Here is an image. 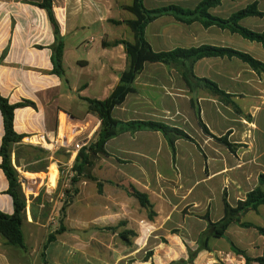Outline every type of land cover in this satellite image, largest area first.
I'll use <instances>...</instances> for the list:
<instances>
[{
  "label": "crops",
  "instance_id": "crops-1",
  "mask_svg": "<svg viewBox=\"0 0 264 264\" xmlns=\"http://www.w3.org/2000/svg\"><path fill=\"white\" fill-rule=\"evenodd\" d=\"M40 1L0 0V94L10 103L26 99L35 104L15 108L13 127L23 134V144H32L35 138L40 145H52L44 147L49 150L44 169L27 171L42 173L45 191L52 192L59 170L49 164L64 165L71 185L76 153L72 143L80 134H84L81 141L88 143L100 124L88 111L86 98L106 99L127 68L125 47L114 41H133L125 21L135 15L125 8L133 0H52L63 39L64 75L59 76L51 59L53 27L46 11L35 4ZM199 1L142 3L147 9L168 4L194 8ZM252 2L263 15L246 16L239 23L262 31L264 0H221L208 11L227 18ZM144 37L154 51L210 44L248 53L264 63L260 43L227 28L185 23L169 14L148 22ZM182 69V63L145 62L130 84L132 90L111 114L122 121H161L184 130L192 140L178 138L172 150L162 133L154 130L124 131L110 138L104 145L108 155L98 154L92 167L100 191L95 181L78 182L59 220L65 230L45 247L47 235L59 223L55 229L47 227L46 219H40L37 208L26 201L24 246L8 244L0 235V264H244V256L233 251L231 243L249 257L264 253L263 235L236 223H230L222 237L211 238L208 249L198 248L200 234L207 228L203 215L219 220L223 198L236 205L264 172V70L227 55L204 56L192 63V73L230 94L234 108L195 78H184ZM198 115L212 135L224 137L230 146L204 133ZM70 125L81 129L72 134ZM59 127L64 128L65 145L57 147ZM2 135L0 113V145ZM59 149L62 159L54 157ZM11 160L15 161L14 152ZM51 172L56 173L50 184ZM19 175L21 183L31 181ZM130 187L146 194L152 216L128 192ZM7 189L0 168V211L11 214L13 202ZM36 190L30 195L38 194ZM241 219L264 227V203Z\"/></svg>",
  "mask_w": 264,
  "mask_h": 264
},
{
  "label": "trees",
  "instance_id": "trees-1",
  "mask_svg": "<svg viewBox=\"0 0 264 264\" xmlns=\"http://www.w3.org/2000/svg\"><path fill=\"white\" fill-rule=\"evenodd\" d=\"M221 0H200L194 8H184L175 4H168L165 6L147 9L143 6L142 0H133L130 5L125 8L131 11L135 18L126 20L125 23L133 31V41H126L123 39L114 41L115 44L122 43L127 54V68L120 75L119 84L111 91L106 99L86 98L88 103V111L95 114L100 124L95 131L94 137L86 144H84L76 153L73 164L71 166L75 175L71 182L74 183L78 178H83L97 183L100 191V183L97 178L91 173V167L98 154L107 156L104 145L107 140L116 136L117 134L129 131L135 132L137 130H154L162 133L166 139L169 147L174 150L175 140L178 138L190 139L192 138L182 129L168 125L161 121L155 120H127L122 121L112 116L111 111L114 106L120 104L127 93L132 90L130 84L136 75L142 70L145 62H162L167 65H177L182 63V74L184 78H195L200 82V85L206 88L212 95L217 96L226 104H231L237 108L231 95L221 90L213 81L206 78H198L192 73V63L204 56H237L243 61L247 62L253 69L259 71L264 70V63L253 58L248 53L235 50L230 47H222L210 44H201L189 48H174L168 51H154L144 37L145 25L163 14H169L176 19L191 23L199 21L203 26L217 25L222 28H227L232 32H236L244 38L256 41L264 47V30L255 31L242 26L239 20L246 16H262L263 12L257 9L256 2L247 4L246 6L233 12L227 18H221L209 13L208 9L220 3ZM37 6L46 11L48 19L53 27L54 43L52 44L51 59L53 62V72L59 76L64 75L61 57L63 50V39L59 34L58 22L54 16L52 9V0H41L35 3ZM188 63V64H187ZM35 106V104L26 99H22L16 103H10L8 99L0 94V113L3 121V135L0 145V168L3 170L7 180V193L11 196L13 202V212L7 214L0 211V235L3 236L8 244L23 247V233L22 222L25 219L26 198L21 187V179L16 166H21L25 171H37L35 168L22 166L20 162L21 156L19 150L21 148L33 149L38 152L36 159H44L47 162L48 150L37 147L32 144L21 143L23 134L17 133L13 127L14 110L22 106ZM198 124L204 133L209 134L216 140L224 142L227 146L230 144L224 137H216L212 135L202 122L200 116H197ZM62 149L55 152L54 157L61 153ZM15 154V164L12 163L11 154ZM46 164V163H45ZM128 192L138 199L139 203L149 209V216H152V205L147 199L146 194L138 191L134 187H130ZM37 195V201H38ZM35 203V202H33ZM224 214L217 221H211L207 214L203 217L207 220V228L200 234L199 249H208V242L211 238H219L224 235L226 227L230 223H236L242 227H254L264 237V227L253 224L252 222L243 221L242 215L248 210H256L257 207L264 203V172L258 175L256 186L246 193L245 197L238 200L236 205L231 206L223 198ZM63 211V207L61 209ZM33 218L35 217L33 213ZM65 230V227L59 223L55 231L47 235L44 247L55 239V234ZM232 250L244 256L245 263L251 264L258 262L264 264V253L261 256L249 257L244 251L237 248L231 243Z\"/></svg>",
  "mask_w": 264,
  "mask_h": 264
},
{
  "label": "rangeland",
  "instance_id": "rangeland-1",
  "mask_svg": "<svg viewBox=\"0 0 264 264\" xmlns=\"http://www.w3.org/2000/svg\"><path fill=\"white\" fill-rule=\"evenodd\" d=\"M125 34V33H124ZM81 129V127H80ZM79 129V131H80ZM72 133V132H71ZM61 134V136H59ZM65 133L60 130L59 127V132L57 135L58 140H60L58 143H65L64 139ZM84 136V134H80L79 136H76L75 141H81V138ZM32 145L37 146V147H52V145H46L44 142H42L43 146L39 144V140L37 139H32L31 140ZM63 146V145H62ZM46 149V148H44ZM47 150V149H46ZM49 151V150H48ZM76 152V151H75ZM77 153V152H76ZM76 153L74 155H76ZM19 155L21 156L20 162L22 163V166L29 167V168H35L36 170H42L44 169L46 160L44 159H36V156H38V152L33 149H25L21 148L19 150ZM59 159L63 158V154L59 153L58 154ZM75 157V156H74ZM15 162V161H14ZM13 162V164H14ZM94 165V163H93ZM92 165V167H93ZM49 167H57L59 172H58V178L55 181V186L54 190L52 192L45 191V189L48 187L44 186L45 180H43V174L42 173H30L22 169L21 166H16L17 171L23 175H27V177L31 180L30 182H26L24 179L23 183H21L22 189H25V198L26 201L30 203L31 208H37V214L39 218H43V220L46 219V223L48 224L47 227L55 229V227L58 225L59 220L61 217H63V212L64 208L66 205H68L69 200L71 197L73 198L74 196V190H77V184L80 182L81 178H78V180L71 185L66 181V168L64 165H60L58 162L52 161L49 164ZM48 167V169H49ZM92 167H91V173H92ZM25 171V172H24ZM24 172V173H23ZM56 172H51L50 178L51 180L49 181L50 184L52 183V179L55 177ZM75 175V174H74ZM67 183V184H66ZM39 186V190H38ZM37 187V190H36ZM35 190L37 191L38 194L31 196L30 194L34 193ZM69 191V192H68ZM72 193V194H70ZM35 194V193H34ZM37 195L38 201H37ZM35 202V203H33ZM63 207V211L61 210ZM55 231V230H53Z\"/></svg>",
  "mask_w": 264,
  "mask_h": 264
},
{
  "label": "built area",
  "instance_id": "built-area-1",
  "mask_svg": "<svg viewBox=\"0 0 264 264\" xmlns=\"http://www.w3.org/2000/svg\"><path fill=\"white\" fill-rule=\"evenodd\" d=\"M56 144H57V147L65 145V143H58L57 140H56ZM83 145H84V143L82 141H75V143H72L71 148H72L73 151L77 152Z\"/></svg>",
  "mask_w": 264,
  "mask_h": 264
},
{
  "label": "bare ground",
  "instance_id": "bare-ground-1",
  "mask_svg": "<svg viewBox=\"0 0 264 264\" xmlns=\"http://www.w3.org/2000/svg\"><path fill=\"white\" fill-rule=\"evenodd\" d=\"M63 129H64V128L61 129L62 132H64ZM79 129H80V127H77V126H76V127H71V125H70V131L72 132V134H76V133H78V132H79ZM59 136H61V134H60ZM63 137H64V136H63ZM57 141L59 142L60 140L57 139Z\"/></svg>",
  "mask_w": 264,
  "mask_h": 264
}]
</instances>
